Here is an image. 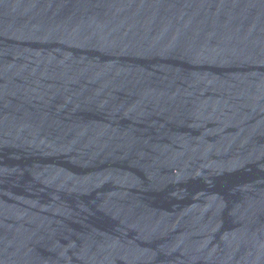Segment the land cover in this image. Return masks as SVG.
Returning a JSON list of instances; mask_svg holds the SVG:
<instances>
[{
  "label": "water",
  "instance_id": "water-1",
  "mask_svg": "<svg viewBox=\"0 0 264 264\" xmlns=\"http://www.w3.org/2000/svg\"><path fill=\"white\" fill-rule=\"evenodd\" d=\"M0 264H264V0H0Z\"/></svg>",
  "mask_w": 264,
  "mask_h": 264
}]
</instances>
